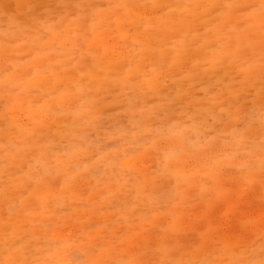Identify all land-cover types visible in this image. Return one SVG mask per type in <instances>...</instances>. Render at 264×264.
Instances as JSON below:
<instances>
[{
  "label": "snow or ice",
  "instance_id": "1",
  "mask_svg": "<svg viewBox=\"0 0 264 264\" xmlns=\"http://www.w3.org/2000/svg\"><path fill=\"white\" fill-rule=\"evenodd\" d=\"M7 7V6H5ZM19 7V5H18ZM43 5H29L32 13L28 21L12 22L13 27L6 31V38L0 45V84L3 85L4 104L3 120L6 126L8 138L3 144V159L5 174L8 177L3 191L7 194L15 188L33 189V182L39 186L46 176V167L40 166L42 158L47 150L69 154V158L78 155L79 146L75 141L87 142L86 136L78 132V117L83 108V94L93 90L97 72L96 67L103 63L105 57L99 50H93L92 45L99 32L106 28L114 31L121 40H132V48L143 52H158L159 56L152 61L151 73L142 67L143 60L147 57L141 56L136 64L137 72H143L149 86L154 93L158 92V85L166 83L168 73L181 63L179 51L165 56L163 47H155L154 39H162L153 30L156 25L152 23L153 17L167 16L166 25H183L188 17L183 14L180 17L168 16L166 10H171L172 5L152 3L150 5L120 4L115 8L122 9V12L105 15V10L100 6L86 3L60 4L57 8L64 9L61 12L60 24L65 21L83 22L80 30L76 33V40L72 44V51L81 52V60L73 65L75 57L45 63L39 52L18 51L21 47L22 38L30 33H36L41 41H47L51 32L57 31L55 14L51 9L46 13L38 9ZM110 8L112 6H109ZM195 16L198 13L211 15L216 20L218 30H227L228 43L222 45L227 49L212 61L213 67L222 74L221 82H227V86L206 97L208 107L206 110L197 108L192 110L193 104L201 103L205 98L197 100L188 93L179 94L176 97H161L158 104H154L151 110L145 109L147 101L140 95H130L126 98L129 110L136 114L139 112V132L134 133L138 141L146 149L163 151L164 157L154 171L158 180L164 188L170 203L179 208L181 203L189 198L187 188L182 187L178 182L174 191L168 190L165 181L170 173L180 174L182 165L188 157L199 156L206 164L205 175L209 178L201 185L200 198L211 208L217 201H226L232 211L228 213V219L221 223L209 225L207 231L201 233L200 239L210 244L218 256L231 253L234 258L229 259H188L177 260L172 257L176 246H166L155 249L164 258L143 259L133 255L132 258L118 261H81L77 259L74 264H264V197L259 218L246 210H236L239 205L232 199L231 186L228 177L231 176L229 168L233 162L240 158V147H243V161L240 168V180L247 186L256 181V164L252 157L256 152V137L259 136V181L264 186V0L258 3L239 4L231 0L225 3H195L191 5H178ZM151 9V12L148 11ZM139 17L137 21L136 17ZM233 17H239L241 26L237 28L230 24ZM90 21L91 31L85 27ZM138 24V31L133 33L128 26ZM258 29V42L253 31ZM235 40V44L232 41ZM25 44L27 41H23ZM92 56L95 66H90L88 72H84L79 65L83 61L84 49ZM17 56L27 57L23 64L16 59ZM23 69V71H22ZM207 71V69H205ZM259 75L260 90L259 96V127L257 128V113L255 108L256 97L251 100L244 97V88L234 85H246ZM79 73V77L77 76ZM203 83V82H201ZM198 86V85H197ZM242 99L244 100L241 103ZM77 100L81 103L76 105ZM251 105V107H249ZM57 116H65L63 123L56 121ZM187 116L192 121L188 125L183 117ZM94 119L100 121L102 114L95 115ZM159 120L161 123L156 124ZM169 120L176 121L171 127L165 126ZM49 121L55 123V135H52V126ZM155 125V126H154ZM49 129L51 138H43V128ZM102 127V125H97ZM200 129H207L208 134L202 135L199 140H193L192 133H199ZM217 133V135H211ZM56 135L60 138L56 139ZM228 137L232 139L229 140ZM123 139V138H122ZM168 142L178 145L177 150H169ZM125 143H128L125 141ZM104 145H101L103 148ZM39 150V156L35 155ZM29 152L38 163L35 167L29 164L28 173H25L19 164L12 162L23 160ZM140 153L136 151H124L117 154L115 163L122 171L131 173ZM15 169L11 171L10 169ZM190 184V180L185 181ZM63 188L72 190L71 179L64 177ZM91 195V194H90ZM142 189L136 185L135 192H127L121 198L92 201L99 204L97 214L105 211H119L120 217L114 222L118 223L130 241L138 239L144 234L141 231L145 224H152L159 216L169 215L168 210L157 206V202L148 198L147 202L142 201ZM20 201L18 206L10 209L13 214H21L27 209L25 201ZM40 200V198H37ZM42 203V200H40ZM106 203V207H105ZM143 203V208L141 204ZM139 213V215H138ZM173 223L170 226L175 231L176 221L179 219L175 212L171 213ZM233 219L235 223H233ZM259 224L258 235L244 244L246 233ZM51 227V225H49ZM100 231V227L95 229ZM17 229L12 228L11 232L5 230L2 244L4 257L0 258V264H57L56 261L40 259L35 257L30 243H21L16 237ZM166 240V236L160 237ZM111 242H123L120 236L111 237ZM199 250L200 244L196 246ZM39 250V249H37ZM103 252V246L99 249ZM153 249H146L140 256L152 252Z\"/></svg>",
  "mask_w": 264,
  "mask_h": 264
},
{
  "label": "rangeland",
  "instance_id": "2",
  "mask_svg": "<svg viewBox=\"0 0 264 264\" xmlns=\"http://www.w3.org/2000/svg\"><path fill=\"white\" fill-rule=\"evenodd\" d=\"M154 2L172 5L171 10H166L168 16L180 17L183 14L188 17L185 24L175 26L166 25L167 16H156L153 17L152 21L157 26L153 31L162 37V39H154L153 45L163 47L166 57L179 51L181 63L168 73L169 78L166 83L156 86L159 91L154 93L149 86L150 82L145 79L144 73L137 72L136 64L141 56L147 57L143 60L142 67L151 73L152 61L159 56V53H140L138 47L136 50L132 48L131 38L126 41L121 40L111 29L106 28L99 32L92 47L93 50H99L105 59L96 67L97 78L93 90L83 94V108L77 120L78 132L82 137L88 138L87 142H81L79 139L78 142L75 141L79 146L78 155L71 159L69 154L56 153L51 149L47 150V155L42 158L40 164L42 168L46 167V176L39 186L33 182L35 191L24 188L12 189L7 194L3 191L6 181H8L3 159V144L8 138V134L3 120L4 88L0 84V233L4 235L6 229L11 232L12 228L15 227L17 229L16 237L21 243H30L33 254L37 258L56 261L57 264H74L77 259L114 262L132 258L133 255L143 259H159L164 257L154 250L162 245H175L176 250L172 253L171 258L177 260L234 258L231 253L218 256L210 244L200 239L201 233L207 231L210 224L226 221L228 213L232 211L226 201H217L214 206L209 208L200 198L201 185L209 179L205 175L206 164L204 160L199 156L192 155L182 165L179 175L170 173L166 179L165 186L168 190L174 191L179 182L190 193L189 198L177 208L176 205L170 203L159 181L154 179L156 176L154 170L163 167L160 161L164 157V152L146 149L139 142L133 143V141H138V137L134 136V133H138L140 130L141 116L139 112L133 114L126 102L128 96L140 94L147 101L144 105L147 111L151 110L154 104H158L162 96L176 97L178 93L183 95L188 93L190 89V94L194 95L197 100L205 98L201 103L192 105L193 112L197 108L202 111L206 110L208 107L206 97L218 93L221 88L227 86V82H221L222 74L213 67L212 61L218 58L222 51L227 50L222 45L228 43V33L226 29H217L216 20L211 15L198 13L195 16H189V13L183 8L176 6L195 3L219 4L229 2V0H0V45L6 38H10L6 37L5 33L13 27L12 22L29 20L33 11L29 5H43L44 7L38 11L45 13L49 9L53 11L57 22V31L49 33L47 41L39 40L34 32L30 33L22 38L21 47L18 51L39 52L45 63L49 60L56 61L75 57L72 60L73 65H75L77 61L81 60V52L79 50L72 51V44L76 40V33L80 30V24L83 22L65 21L60 24V14L65 10L57 8V5L94 4L105 10V15H110L123 11L115 8L116 5H150ZM231 2L250 4L258 3V0H231ZM148 11L151 12V9ZM136 19L139 21L138 16ZM230 24L239 28L241 20L239 17H233ZM85 27L91 31L90 21L85 24ZM128 28L136 33L138 24H130ZM253 35L258 42V29L253 31ZM23 41H27V43L25 44ZM232 44H235V40L232 41ZM16 59L23 64V60L27 57L17 56ZM95 63L85 48L83 61L79 67L84 72H88L89 67L95 66ZM77 76L79 77V73ZM234 86L244 88V97L247 100H251L253 96L256 97L255 108L258 128V93L260 90L258 72L253 81L246 85L236 84ZM243 102L242 99L241 103ZM80 103L77 100L76 105ZM96 113L102 114L103 119L96 121L94 119ZM64 117L57 116L55 120L63 123L65 118L67 119ZM183 120L188 125L192 123L187 116L183 117ZM155 123L159 124L161 121L157 120ZM175 123L176 121L169 120L165 126L171 127ZM49 124H54L51 126L52 135H55V123L49 121ZM98 124L102 127H97ZM41 131L44 133L42 139L51 138L47 127ZM206 134H208L207 129H200L199 133H192V137L193 140H199L202 135ZM211 135H217V133H211ZM59 138L56 135V139ZM228 139L231 140L232 138L228 137ZM255 143L256 152L255 156L252 157L256 164L255 183L245 186L240 180V168L244 163L243 147L239 149L240 158H237L233 162L234 166L229 168L231 176L227 179L231 186L232 199L239 205L236 210H246L258 219L262 197H264V186L259 181L258 134ZM101 145L104 147L101 148ZM168 145L169 150L178 149V145L173 142H168ZM126 150L140 153L136 159L134 171L131 173L122 171L120 166L115 163L116 155L122 154ZM35 155L39 156V150H35ZM12 163L19 164L24 172L28 173L29 164L35 167L38 161L33 158V153L29 152L23 160ZM10 170L14 171L15 169ZM72 170L73 172H71ZM65 176L71 179L72 190L63 188ZM186 180H190L191 183L186 184ZM137 184L142 189V201L147 202L148 198L151 197L157 202V206L168 210L169 215L156 217L152 224H145L141 229V231L146 229L144 234L138 239L130 241L124 236L120 225L114 223L120 217L119 211H105L103 214H97L100 205L93 204L92 201L102 198L106 201L121 198L124 193H134ZM25 198H27L25 201L27 210L21 214H13L10 209L18 206L20 201ZM37 198H40L42 203ZM143 206L142 203L141 207L143 208ZM172 212H175L179 217L176 221L175 231H172L170 227L173 223ZM232 222L235 223V220L233 219ZM4 225L5 227H3ZM97 226L100 227L99 232L95 230ZM258 233L259 224L257 223L255 228L246 233L243 243L247 244ZM113 236H120L123 242L112 243L111 237ZM162 236H166L167 239L161 240L160 237ZM2 238H0V258L5 255ZM198 243L200 248L196 250L195 246ZM101 246L105 249L103 252L99 250ZM149 248L153 251L141 257L140 253ZM103 258L104 260H102Z\"/></svg>",
  "mask_w": 264,
  "mask_h": 264
},
{
  "label": "bare ground",
  "instance_id": "3",
  "mask_svg": "<svg viewBox=\"0 0 264 264\" xmlns=\"http://www.w3.org/2000/svg\"><path fill=\"white\" fill-rule=\"evenodd\" d=\"M164 1V0H163ZM171 3H173V2H171ZM74 26V25H73ZM74 29V28H73ZM174 36V35H173ZM178 36V35H177ZM213 37V36H212ZM69 39V38H68ZM167 40V39H166ZM170 43V42H169ZM234 43V42H233ZM53 45V44H52ZM25 47V46H24ZM25 49V48H24ZM47 49V48H46ZM202 51V50H201ZM76 52V51H75ZM136 52V51H135ZM135 55V54H134ZM197 56H199V55H197ZM51 59H53V58H51ZM185 60V59H184ZM88 61V60H87ZM149 65V64H148ZM123 66V65H122ZM189 67V66H188ZM187 67V68H188ZM189 69V68H188ZM122 70V69H121ZM120 70V71H121ZM190 71H191V69H190ZM219 72V71H218ZM112 73V72H111ZM139 77V76H138ZM101 79V78H100ZM99 79V80H100ZM133 79V78H132ZM185 82V81H184ZM163 85V84H162ZM126 89H128V88H126ZM98 96V95H97ZM109 98V97H108ZM195 105V104H194ZM89 107V106H88ZM98 113V112H97ZM96 113V114H97ZM65 118V117H64ZM60 119H62L63 120V118H60ZM66 119V118H65ZM52 125V124H51ZM54 125V124H53ZM52 125V126H53ZM4 139V138H3ZM120 139V138H119ZM78 142V141H77ZM127 151V150H126ZM47 155V154H46ZM81 155V154H80ZM106 158H108V157H106ZM49 159H50V156H49ZM65 161V160H64ZM32 162V161H31ZM25 165V164H24ZM71 172H73V170L71 171ZM3 176V175H2ZM46 178H48V177H46ZM21 192H23L22 190H21ZM16 194H17V192H16ZM15 194V195H16ZM15 200V199H14ZM144 200V199H143ZM13 202V201H12ZM5 203H7V202H5ZM36 204V203H35ZM23 217V216H22ZM37 218V217H36ZM52 220H54L53 218H52ZM59 223V222H58ZM26 226V225H25ZM3 227H5V225L3 226ZM40 227V226H39ZM3 229V228H2ZM6 229V228H5ZM7 230V229H6ZM38 230V229H37ZM37 233V232H36ZM40 233V232H39ZM69 235V234H68ZM67 235V236H68ZM61 236V235H60ZM3 237V233H0V238H2ZM72 252V251H71ZM66 256H68L67 254H66ZM68 258H70L69 256H68ZM67 257H66V259H68ZM105 258V257H104ZM104 258L102 259V260H104ZM69 260V259H68ZM100 260V259H99Z\"/></svg>",
  "mask_w": 264,
  "mask_h": 264
}]
</instances>
